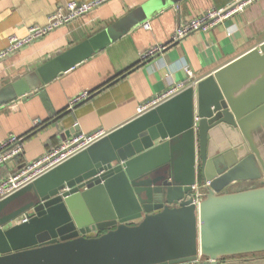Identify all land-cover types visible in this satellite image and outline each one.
I'll use <instances>...</instances> for the list:
<instances>
[{"label": "water", "instance_id": "95a60500", "mask_svg": "<svg viewBox=\"0 0 264 264\" xmlns=\"http://www.w3.org/2000/svg\"><path fill=\"white\" fill-rule=\"evenodd\" d=\"M122 33L106 26L46 59L3 100L29 95ZM259 252L264 41L0 200V264H218Z\"/></svg>", "mask_w": 264, "mask_h": 264}, {"label": "crops", "instance_id": "0c3cea01", "mask_svg": "<svg viewBox=\"0 0 264 264\" xmlns=\"http://www.w3.org/2000/svg\"><path fill=\"white\" fill-rule=\"evenodd\" d=\"M64 1L68 0H0V49L7 47L11 36L24 37L28 27L44 26ZM163 1L109 0L0 60V140L13 134L22 144L21 153L0 166V180L76 132L97 128L110 132L136 117L138 103L169 82L187 81L185 65L193 72L194 83L264 41V0L208 32L196 31L173 43L178 25L229 0ZM109 25L123 33L104 49L29 95L4 101L7 94L2 92L11 82ZM156 44L167 46L142 60V53ZM83 91L88 96L70 107L72 97ZM222 264H264V258Z\"/></svg>", "mask_w": 264, "mask_h": 264}, {"label": "built area", "instance_id": "2783aa9c", "mask_svg": "<svg viewBox=\"0 0 264 264\" xmlns=\"http://www.w3.org/2000/svg\"><path fill=\"white\" fill-rule=\"evenodd\" d=\"M108 1L109 0H68L61 2L57 8L48 15L47 23L44 26L34 25L28 27L27 34L22 38L11 36L8 39L7 47L0 49V60L19 51L26 44L44 37L52 30L80 18L85 13ZM255 1L257 0H229L223 7H210L178 25L175 28L170 43L177 42L196 31L208 32L216 25L221 24L223 21L230 18L235 13L242 11L243 8ZM143 26L146 29L150 28L148 23L143 24ZM166 46L167 44H156L151 46L142 53V60H147L157 53H160ZM184 71L187 75V81L169 82L162 91L138 103L136 117L154 109L192 85L193 72L186 65L184 66ZM87 96L88 93L86 91L73 96L70 101V107ZM108 133V131L102 128H97L89 132H76L36 159L24 163L18 170L0 180V200L86 149ZM21 151L22 144L20 137L9 134L4 139L0 140V166L19 155ZM193 189L195 192L194 201H197L199 192L197 183L193 186ZM23 220H25V217L20 221Z\"/></svg>", "mask_w": 264, "mask_h": 264}, {"label": "flooded vegetation", "instance_id": "af4514ba", "mask_svg": "<svg viewBox=\"0 0 264 264\" xmlns=\"http://www.w3.org/2000/svg\"><path fill=\"white\" fill-rule=\"evenodd\" d=\"M238 187L237 186H233L230 190H237ZM99 231H94L92 233H89L88 235H97L99 234ZM256 258H264V252H259V253H254V254H244V255H238V256H233V257H225L223 259H221L219 261L218 264H222L223 262L227 261V260H233V259H240L242 261H250L252 259H256ZM197 264H201V262H196ZM195 264V263H193Z\"/></svg>", "mask_w": 264, "mask_h": 264}]
</instances>
